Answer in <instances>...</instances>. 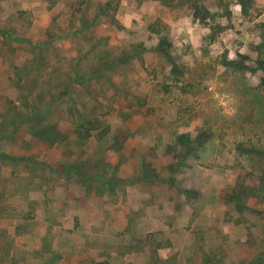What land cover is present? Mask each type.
Masks as SVG:
<instances>
[{
	"label": "rangeland",
	"instance_id": "374dc122",
	"mask_svg": "<svg viewBox=\"0 0 264 264\" xmlns=\"http://www.w3.org/2000/svg\"><path fill=\"white\" fill-rule=\"evenodd\" d=\"M261 58L264 0H0V264H264Z\"/></svg>",
	"mask_w": 264,
	"mask_h": 264
},
{
	"label": "crops",
	"instance_id": "0c3cea01",
	"mask_svg": "<svg viewBox=\"0 0 264 264\" xmlns=\"http://www.w3.org/2000/svg\"><path fill=\"white\" fill-rule=\"evenodd\" d=\"M235 126V125H234ZM207 149H208V145L207 144H204L203 145V147L201 148V149H199V150H197V152H198V159H200V160H202V161H204V162H209V161H211L212 163H213V166H218L220 163H222V160H224V159H221V156L218 154V153H214V154H212V155H209V154H207ZM236 156H237V154H236V148H234V150H233V153H232V161L234 162L235 160H236ZM184 158V160H186V162H187V164L189 165V166H191L192 165V160H193V156H189V155H187V156H184L183 157ZM230 160V159H229ZM230 162V161H229ZM192 170L195 172V171H197L198 169L197 168H195V166H192ZM187 171H188V169H187ZM177 178H181V179H184V180H186V179H188L189 177H186L185 176V178H184V175H181L180 177L177 175L176 176ZM175 177V178H176ZM192 177V176H191ZM220 177H215V176H208V177H199L198 175H195L194 177H193V179L191 180V183H192V186L194 187V189H196L197 190V192H199L198 194L199 195H201V194H203V193H205V192H211V191H218V189H219V186H217V184L216 183H218V181H220ZM169 181V180H168ZM168 181L167 182H161L160 180H158V179H156V178H154V179H152V180H148V181H146V182H144V183H146V184H148L149 185V190L151 191V192H153V191H160V190H162L163 188H162V186H160L162 183L164 184V186H166V184H168ZM143 183V182H142ZM170 187L168 186V187H166V189L164 188L163 190H168V192L170 191ZM172 190V189H171ZM145 192V184H140L139 185V187H138V198H146V197H148V195H145V194H143L142 195V193H144ZM206 194V193H205ZM216 194H219V193H216ZM142 196V197H141ZM219 197V195H217V198ZM133 208V210H134V208H135V206H133L132 207ZM187 212L188 211H184V214H187ZM157 215V214H156ZM156 215H153L152 216V218L154 217V216H156ZM124 221L125 220H122L121 222H123L124 223ZM237 228L236 227V225H234L233 226V228ZM170 230H172V231H175V230H181L182 231V227H180V225H179V227L177 226V224H175L174 226H173V229H172V227H171V225L168 227ZM179 228V229H178ZM232 229V228H231ZM185 230V229H184ZM171 231V232H172ZM187 231V230H186ZM170 234V233H169ZM168 234V236H171V235H169ZM174 234V233H173ZM172 234V235H173ZM167 236V237H168ZM172 239H175L174 237L172 238ZM193 241H183V242H177V241H175V240H172V246H170V248H169V250H168V252L170 251V255L169 256H172L173 254H176V255H178V256H185L186 255V253H188V250H186V248H190V247H192V245H193V243H192ZM115 244V243H114ZM94 245H96V244H94ZM149 247V246H148ZM95 249H98V246H95ZM122 249V248H121ZM144 252V251H143ZM143 252H142V250H132V251H130V250H128V249H124L123 250V253H120V255H121V259H123L124 261H128V259L129 258H131V257H135V256H139V254H143ZM146 253H149V251H145V254ZM112 254H117L115 251L112 253ZM192 255L195 257V254L194 253H192ZM170 258V257H169Z\"/></svg>",
	"mask_w": 264,
	"mask_h": 264
},
{
	"label": "trees",
	"instance_id": "16d2710c",
	"mask_svg": "<svg viewBox=\"0 0 264 264\" xmlns=\"http://www.w3.org/2000/svg\"><path fill=\"white\" fill-rule=\"evenodd\" d=\"M243 4H245L246 3V1H248V0H240ZM250 1V0H249ZM194 10H196L195 12V14H196V16L198 17V16H200L199 15V11H197L198 9H197V7H195V9ZM167 38H165V37H163L162 39H160V42H159V44H158V46H163L165 43H167ZM170 42H168V44H169ZM165 55L169 58V59H171L172 57H171V54L169 53V52H166L165 53ZM172 60V59H171ZM172 63H174L173 61H172ZM235 62H233V63H231V64H234ZM259 68L263 71V76H262V79H261V83H260V86L262 87V89H263V91H264V59L263 58H261V59H259ZM90 75H86V74H82V75H79V77H76V78H74V77H71V82H70V84L69 85H67V87H66V89L68 88V87H70V85H72V83H76V84H84L86 81H88L89 79H90ZM37 124H41L40 123V121L38 122L37 121ZM39 125H37L36 127L37 128H41V127H39ZM78 135L80 136V138L81 139H87L88 137H90V131H89V129L87 130V133L85 134V135H82L79 131H78ZM183 139H185V140H189V137L188 136H185V135H182V136H180L179 137V140H180V143H182V144H186L185 143V141L183 140ZM185 147H186V153L185 154H188V153H190L191 151L189 150V147L187 146V145H185ZM201 147V146H200ZM200 147H198V149H201ZM248 152V151H247ZM249 152L250 153H254L255 151L252 149V150H249ZM193 154V153H192ZM117 165H115V166H113V165H111V164H107L106 165V167H105V171H104V176L102 177V178H104V179H101V177L98 175V174H91V172L90 173H87V174H85L84 175V177L82 176V177H79L78 176V178H85V180L87 179V180H99V181H101V182H105V183H108V184H112L113 185V187L112 188H114V191H115V188H117V186L120 184V180H123V179H119L118 178V176H117V172H115L116 170H117ZM111 173V175H109ZM100 174V173H99ZM156 179H158L157 177H155ZM90 183V182H89ZM87 185V184H86ZM249 189V187H248V185L247 186H244V187H242V190L240 189V192L242 191V192H245V191H247ZM88 190H90V186L88 187ZM185 193H188V194H190V193H193V191H190V190H185ZM249 195H251L250 193H248Z\"/></svg>",
	"mask_w": 264,
	"mask_h": 264
}]
</instances>
